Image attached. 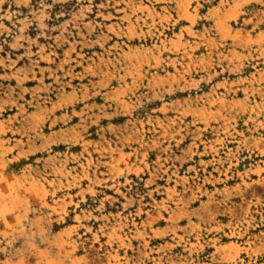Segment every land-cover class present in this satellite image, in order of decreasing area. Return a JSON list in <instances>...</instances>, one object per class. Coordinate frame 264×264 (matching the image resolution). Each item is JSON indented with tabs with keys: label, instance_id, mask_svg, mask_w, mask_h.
Masks as SVG:
<instances>
[{
	"label": "rangeland",
	"instance_id": "rangeland-1",
	"mask_svg": "<svg viewBox=\"0 0 264 264\" xmlns=\"http://www.w3.org/2000/svg\"><path fill=\"white\" fill-rule=\"evenodd\" d=\"M0 264H264V0H0Z\"/></svg>",
	"mask_w": 264,
	"mask_h": 264
}]
</instances>
